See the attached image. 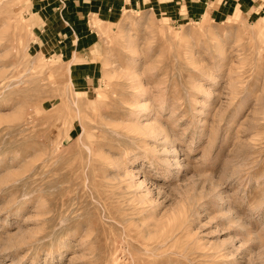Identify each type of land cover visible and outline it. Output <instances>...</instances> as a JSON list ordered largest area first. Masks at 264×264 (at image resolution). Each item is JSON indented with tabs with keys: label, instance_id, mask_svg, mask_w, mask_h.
<instances>
[{
	"label": "rangeland",
	"instance_id": "1",
	"mask_svg": "<svg viewBox=\"0 0 264 264\" xmlns=\"http://www.w3.org/2000/svg\"><path fill=\"white\" fill-rule=\"evenodd\" d=\"M27 3L0 0V264H264V13L124 8L82 64Z\"/></svg>",
	"mask_w": 264,
	"mask_h": 264
},
{
	"label": "crops",
	"instance_id": "2",
	"mask_svg": "<svg viewBox=\"0 0 264 264\" xmlns=\"http://www.w3.org/2000/svg\"><path fill=\"white\" fill-rule=\"evenodd\" d=\"M236 2L249 3L250 10L255 8L258 15L264 13V0H28L27 4L29 9H35L33 15L39 16L33 44L54 52L58 60L71 61L76 57L83 60L82 64H92L97 61L100 45L99 32L92 23L94 18L112 23L128 7L133 10L156 7L178 22L208 15L218 18ZM76 70L77 76H84L85 80L91 75L89 66Z\"/></svg>",
	"mask_w": 264,
	"mask_h": 264
}]
</instances>
